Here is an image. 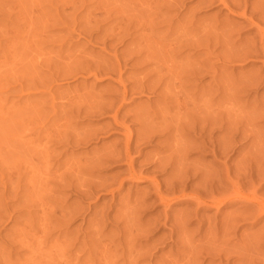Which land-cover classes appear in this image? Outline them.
Instances as JSON below:
<instances>
[{
	"label": "rangeland",
	"instance_id": "obj_1",
	"mask_svg": "<svg viewBox=\"0 0 264 264\" xmlns=\"http://www.w3.org/2000/svg\"><path fill=\"white\" fill-rule=\"evenodd\" d=\"M233 1L240 2L239 9ZM236 2L0 0V264H260L264 260V241L253 244L264 216L251 218L255 210L247 212L239 203L216 207L195 198L198 192L207 195L195 186L204 176L220 179L224 173L235 180L245 169V176L251 174L254 181L245 184L239 179L240 189H253L246 195L264 199V167H260L264 166L260 164L264 162V38L249 23L264 28L260 21L264 0ZM242 6L244 16L239 13ZM176 102L184 105L182 109ZM187 110L189 115L196 113L189 116ZM179 112L186 117L178 118ZM213 117L218 124L210 121ZM190 118L201 125L209 119L207 128L222 127L221 131L213 126V137L224 135L228 121L234 123L235 153L222 159L208 147L194 148L206 133L190 149L194 143L190 132L175 130V124ZM161 127L172 132L159 134ZM151 130L158 132L156 137L144 141ZM221 139L224 144L225 138ZM126 144H131L132 169L141 178L129 176L123 155ZM251 154L259 159L252 160ZM155 159L169 161L175 169L166 165L167 170L154 172ZM251 164L253 168L248 167ZM238 165L241 170H233ZM227 167L232 169L228 176ZM173 176L185 178L182 182L191 186L171 188ZM181 189L184 196L167 200V206L158 200V192L172 198ZM236 209L251 214L250 220L235 221L236 228L223 239L214 229ZM172 228L179 230L171 235ZM218 244L232 247L231 252ZM212 245L224 252L212 250Z\"/></svg>",
	"mask_w": 264,
	"mask_h": 264
},
{
	"label": "bare ground",
	"instance_id": "obj_2",
	"mask_svg": "<svg viewBox=\"0 0 264 264\" xmlns=\"http://www.w3.org/2000/svg\"><path fill=\"white\" fill-rule=\"evenodd\" d=\"M221 1H224V0H221ZM235 2H236V0H235ZM236 3H238L237 4V6L239 5V3L240 2H236ZM236 3H234V1H233V4H236ZM245 4V3H244ZM226 5H227V3H226ZM225 5V6H226ZM233 6H235V5H233ZM247 6V5H246ZM228 8H229V6H227ZM239 7H240V5L238 6V9H239ZM232 8V7H231ZM233 8H235V9H237L236 8V6L235 7H233ZM244 8V6H242V9ZM230 9V8H229ZM233 10V9H232ZM253 11V10H252ZM245 12H247L246 11V8H244L243 9V11L241 12H239V13H241V15H245L246 13ZM252 13L253 12H251V15H252ZM259 13V12H258ZM258 13H257V15H258ZM251 18V17H250ZM259 20V19H258ZM260 21H264V14H262L261 15V17H260ZM251 25H253L259 32V35H260V37H261V39L262 38H264V28H260L259 27V24L257 23V22H253V21H250L249 22ZM260 23V22H259ZM262 23V22H261ZM262 24H264V23H262ZM261 24V25H262ZM252 27V26H251ZM212 29V28H211ZM210 29V30H211ZM255 29V30H256ZM213 30V29H212ZM211 30V32H212V34H213V31ZM207 32H209L208 30H207ZM257 32V31H256ZM207 34V33H206ZM210 34V33H209ZM211 34V35H212ZM117 35V34H116ZM204 36H206V35H204ZM213 36V35H212ZM207 37H209L208 35H207ZM202 39V38H201ZM203 39H205L206 40V37L204 38L203 37ZM202 39V40H203ZM258 39H259V36H258ZM200 40V39H199ZM144 41V40H143ZM146 41V40H145ZM144 41V42H145ZM181 41V40H180ZM204 41V40H203ZM206 41H208V43L211 41H209V39L208 40H206ZM195 42H199V41H196L195 40ZM147 43H149V42H147ZM225 43H226V41H225ZM255 43V42H254ZM260 43H261V41H260ZM259 43V44H260ZM194 43H192V45H193ZM253 44V43H252ZM144 45V44H143ZM256 45V44H255ZM262 45V44H261ZM205 46H206V44H205ZM218 46V45H217ZM250 46H252V45H250ZM206 47H208V46H206ZM148 48V47H147ZM252 48L254 49V48H257V47H251V49L250 50H252ZM262 48H264V47H262ZM148 49H150V47L148 48ZM210 49V48H209ZM151 50V49H150ZM153 50H155V49H153ZM158 50H160V49H158ZM250 50H248L247 51V47H246V51L245 52H247V56L249 55L248 54V52L250 51ZM156 51V50H155ZM213 51V50H212ZM211 51V52H212ZM254 50H252V52H253ZM256 51V50H255ZM258 51V50H257ZM256 51V52H257ZM260 51V50H259ZM261 51H264V49H262ZM147 52V51H146ZM210 52V51H209ZM210 52V53H211ZM215 52V51H214ZM238 52V51H237ZM251 52V51H250ZM249 52V53H250ZM252 52H251V55L253 56V54H252ZM151 53V52H150ZM149 53V55H151ZM240 53H242V52H240ZM243 54V53H242ZM246 54V53H245ZM244 54V57L245 58H247V56ZM154 55V54H153ZM156 55V54H155ZM211 55V54H210ZM240 55V54H239ZM255 55V54H254ZM236 56H238V55H236ZM149 56L147 55V58H148ZM242 57V56H241ZM249 57H250V55H249ZM248 57V58H249ZM150 58H151V56H150ZM146 59V60H151L152 61V59ZM236 57H234V59H235ZM243 58V57H242ZM251 58V57H250ZM155 59V58H154ZM162 59V58H161ZM145 60V61H146ZM246 60V59H245ZM250 60V59H249ZM156 61L158 62V59L156 58ZM155 62V61H154ZM160 62V61H159ZM150 63V62H149ZM152 63H153V61H152ZM157 64V63H156ZM153 65V64H152ZM159 65V64H158ZM155 66H157V65H155ZM161 66V65H160ZM164 67V66H163ZM210 67V66H209ZM156 68H158V67H156ZM156 68H154L155 70H156ZM208 68V67H207ZM159 69V68H158ZM158 69H157V71H158ZM163 69V68H162ZM211 69V68H210ZM209 69V70H210ZM153 70V69H152ZM194 70H195V68H194ZM208 70V69H207ZM189 71V70H188ZM187 71V72H188ZM182 72L183 71H180V74L182 75ZM194 72V75L196 74L195 73V71H193ZM198 72V71H197ZM209 72V71H208ZM151 73H153V72H151ZM157 74H158V72H156ZM161 73V72H160ZM159 73V74H160ZM204 73V72H203ZM206 73V72H205ZM154 74H155V72H154ZM164 74V73H163ZM162 74V75H163ZM180 74H178V75H180ZM199 73H197V75H198ZM190 75V74H189ZM158 76V75H157ZM161 76V75H160ZM160 76H158L159 78H160ZM173 76H175V75H173ZM177 76V75H176ZM176 76H175V78H176ZM201 76V75H200ZM181 77H183V76H181ZM181 77L179 78V79H181ZM186 77V76H185ZM191 77V76H190ZM196 77V76H195ZM199 77V76H198ZM213 77H214V75H213ZM158 78V79H159ZM164 78V77H163ZM192 78V77H191ZM200 78V77H199ZM216 78V77H215ZM252 78H254V77H252ZM201 79V78H200ZM214 79V78H213ZM147 80V79H146ZM154 80V79H153ZM156 80V79H155ZM178 80V79H177ZM247 80V79H246ZM250 81L252 80L251 78L249 79ZM248 80V81H249ZM256 79L254 78V80H252L253 81V84L252 85H254L253 87H256L258 84V82H256L255 81ZM161 81V80H160ZM181 81V80H180ZM213 81H216V79L215 80H213ZM254 81L256 82V84L254 83ZM217 82L218 81H216V85H217ZM260 82H261V80H260ZM152 83V82H151ZM177 83H179V82H177ZM212 83H214V82H212ZM245 83H249V82H245ZM244 83V84H245ZM251 83V82H250ZM142 84V83H141ZM154 84V83H153ZM180 84V83H179ZM179 84L177 85V86H179ZM156 85H158V84H156ZM182 85V84H181ZM210 85V84H209ZM214 85V84H213ZM252 85L250 86H247V87H250V90H252L251 89V87H252ZM154 86H155V84H154ZM211 86V85H210ZM242 86L243 87H245L246 85H243L242 84ZM135 87H136V85H135ZM144 87V86H143ZM147 87V86H146ZM145 87V88H146ZM156 87V86H155ZM207 87H209V86H207ZM152 88V87H151ZM157 88V87H156ZM180 88H181V86H180ZM183 88H185L184 87V85H183V87H182V89ZM212 88V87H211ZM140 89V88H139ZM161 89V88H160ZM163 89V88H162ZM177 89V88H176ZM179 89V88H178ZM177 89V90H178ZM182 89H179V90H181V92L178 90V93L180 92V93H182V92H184V91H182ZM210 89V88H209ZM239 89V88H238ZM243 89V88H242ZM246 89V88H245ZM249 89V88H248ZM247 89V90H248ZM184 90H186V88L184 89ZM219 90V89H218ZM244 90V89H243ZM144 91V90H143ZM211 91V90H210ZM216 91V90H215ZM244 91H246V90H244ZM140 92V91H139ZM163 92V91H162ZM161 92V93H162ZM176 92V91H175ZM177 93V94H178ZM244 93V92H243ZM142 94V93H141ZM166 93L164 92V95H165ZM169 94V93H168ZM168 94H167V96L166 97H168ZM173 93H171V95H172ZM216 94V93H215ZM170 95V94H169ZM174 96V98H175V96H176V94H173ZM185 95V94H184ZM191 95V94H190ZM194 95L195 94H193L192 96H193V102H195V100H194ZM214 95V94H213ZM162 96V95H161ZM216 96V95H215ZM170 98H171V96H169ZM176 97H180V95L178 96H176ZM184 97L185 98H187V100H188V97H187V94L185 95V96H183V99H184ZM210 97V96H209ZM212 97H214V96H212ZM212 97H210V99L211 100H213L212 99ZM196 98V97H195ZM165 99V98H164ZM163 99V100H164ZM176 99V98H175ZM174 99V100H175ZM169 100V99H168ZM171 100V99H170ZM169 100V101H170ZM174 100H172V101H174ZM185 101H186V99H184ZM175 101H180V100H175ZM184 101V102H185ZM210 101V100H209ZM208 101V102H209ZM214 101V100H213ZM164 102H166V100L164 101ZM183 102V103H184ZM187 102V101H186ZM192 102V103H193ZM176 103H179V105H181L180 107H181V109H182V106H184V105H182V104H180V102H176ZM181 103H182V99H181ZM188 103V102H187ZM174 104V103H173ZM175 105V104H174ZM187 105V104H186ZM188 105H191V104H188ZM211 105V104H210ZM193 107H194V104L192 105ZM193 107H192V109H193ZM169 108V107H168ZM196 108V107H195ZM189 109H191V108H189ZM164 110H166V109H164ZM177 112L179 111L178 110V108H177V110H176ZM183 111V110H182ZM181 111V112H182ZM190 111V110H189ZM193 111V110H192ZM177 112H176V114H177ZM165 113V112H164ZM163 113V114H164ZM167 113V112H166ZM180 113V112H179ZM183 113V112H182ZM184 113L187 115H189V113L190 112H188V110L187 111H184ZM193 113V112H192ZM190 114L191 116L192 115H194V114ZM159 114V116L161 115L160 113H158ZM185 114H182V115H184L185 116ZM208 114V113H207ZM215 114V113H214ZM180 115V117H178V118H181V113L179 114ZM189 115V116H190ZM197 115V114H196ZM210 115V114H209ZM163 118H165L164 120H166V116L164 117L163 115H161ZM177 116V115H176ZM189 116H187V117H189ZM198 116V115H197ZM196 116V117H197ZM203 116H205V115H203ZM186 117V116H185ZM201 117H202V115H201ZM201 117H200V119H201ZM206 117V116H205ZM205 117H202V119L203 118H205ZM210 117H212V115L210 116ZM162 118V119H163ZM176 118V117H175ZM207 118V117H206ZM205 118V119H206ZM209 118V117H208ZM216 118V117H215ZM191 119V118H190ZM217 119H218V117H217ZM164 120H163V122H164ZM182 120L183 121H187L186 119H183V117H182ZM209 119H207V120H203V121H205V125H206V121H208ZM214 120V122H215V120L216 119H214V117H213V119L212 120H210L211 122ZM219 120V119H218ZM228 120V119H227ZM227 120H226V122H227ZM230 120V119H229ZM145 121V120H144ZM153 121V120H152ZM176 121H177V119H176ZM181 122V121H179L180 123H177V124H179L178 126H177V124H175V126H176V128H175V126H174V128H175V130L176 131H179V133L181 132V131H185V132H187V130L190 132V135H191V138L193 139V141H194V143L193 142H190V140H188L189 142H190V145H191V148L190 149H193L192 147L194 146V145H196L195 144V141H198L201 137H202V135L204 134V133H206V138H201L200 139V141H198V144H197V146H194V148H197V149H199V148H206V147H208L209 149H210V151L213 153V154H215V153H218L219 154V156L221 157L222 156V159H224L223 157H226V158H230V156L232 155V154H234L235 153V148H234V142H235V131L237 130H234V132H233V130H232V127H233V125H234V123H233V125H232V123L230 122V121H228L227 123H226V127H224L225 129H224V135L222 136H220V137H218V136H216V137H213V132H214V128L215 127H217V126H219V125H210V127L209 128H207V126H205L204 124L203 125H201V124H199L198 122H200V120L198 121L197 120V118H192L191 119V121H189L188 123H186V122ZM223 121V120H222ZM235 121V120H234ZM262 121V120H261ZM218 122V121H217ZM233 122V121H232ZM147 122L145 121V124H146ZM171 123H173V122H171ZM175 123V122H174ZM202 123V122H201ZM221 122L219 121V124H220ZM224 123V122H223ZM222 123V124H223ZM258 123V122H257ZM164 124H165V122H164ZM167 124V123H166ZM215 124H218V123H216L215 122ZM239 124V123H238ZM244 124V123H243ZM247 124V123H246ZM252 124V123H251ZM250 124V125H251ZM142 125V124H141ZM149 125V124H148ZM172 125H174V124H172ZM221 125V124H220ZM248 125H249V123H248ZM249 125V126H250ZM252 125H254V124H252ZM251 125V126H252ZM150 126V125H149ZM154 126V125H153ZM156 126V125H155ZM171 126V125H170ZM213 126H214V128H213ZM235 126H238V125H236L235 124ZM144 127H146V126H144ZM164 127V126H163ZM163 127H161V128H163ZM239 127V126H238ZM237 127V128H238ZM252 127H255V125L254 126H252ZM148 128V127H147ZM152 128V127H151ZM150 128V129H151ZM154 128V127H153ZM153 128H152V130H153ZM161 128H160V130H161ZM174 128H173V130H174ZM219 128H222V127H218L217 129L218 130H221V129H219ZM236 128V127H235ZM256 128V127H255ZM143 129V128H142ZM149 129V130H150ZM156 129V128H155ZM155 129H154V131H155ZM157 129H159V128H157ZM156 129V131H158ZM169 129V128H168ZM147 130V129H146ZM152 130H151V132H152ZM181 130V131H180ZM170 130H168L167 131V128H163V130L162 131H159V134L160 133H165L166 132V134L169 132ZM174 132V133H176V134H179V133H177V132ZM217 131V130H216ZM222 131V130H221ZM148 132V131H147ZM170 132H172V131H170ZM185 132L183 133V134H185ZM238 132V131H237ZM143 133V132H142ZM148 133H150V131L148 132ZM154 133H158V132H152V133H150L149 135H145L144 136V138L143 139H145L144 141H150L151 139H154ZM192 133V134H191ZM251 133V132H250ZM166 134H165V136H166ZM169 134V133H168ZM187 134V133H186ZM194 134V135H193ZM199 135L200 137H197L196 135ZM244 134V133H243ZM143 135V134H142ZM157 135V134H156ZM162 135V134H161ZM172 135H174V134H172ZM181 135V137H183L182 136V134H180ZM180 135H178L179 137H180ZM237 135V134H236ZM250 135V134H249ZM248 134H246V136H247V138H248V136H249ZM164 136V135H163ZM177 136V135H176ZM177 136V137H178ZM244 136V135H243ZM245 136V137H246ZM255 136V135H254ZM258 136V135H257ZM156 137V136H155ZM171 137V136H170ZM176 137V138H177ZM205 137V136H204ZM225 138V141H223L224 142V144H222L221 142L219 143V138H220V140H223V139H221V138ZM258 137H260V136H258ZM163 138V137H162ZM167 138H168V135H167ZM253 138H255V137H253ZM129 139V138H128ZM243 139V138H242ZM245 139V138H244ZM251 139H252V137H251ZM258 139V138H257ZM261 139V138H260ZM163 140V139H162ZM168 140V139H167ZM129 142V141H128ZM252 142V141H251ZM254 142V141H253ZM259 142V141H258ZM261 142H262V140H261ZM194 144L193 146H192V144ZM255 143V142H254ZM137 144V143H136ZM177 144H180V142L179 143H177ZM189 144V143H188ZM258 144H260V143H258ZM262 144H264V142H262ZM262 144H260L261 145V147H262ZM127 146H126V148H125V150H124V152H123V155H124V157H125V159H126V162H127V166H128V168H127V171H128V173H130V177H137V178H141L140 176H137L135 173H134V171H133V169H132V166H133V158H130V155H129V153H130V145L131 144H126ZM181 145L183 146V147H185L183 144H182V142H181ZM180 146V145H179ZM186 146H187V144H186ZM189 146V145H188ZM249 146V145H248ZM177 147V146H176ZM182 147V148H183ZM258 147V146H257ZM256 147V148H257ZM260 147V146H259ZM260 147V148H261ZM190 149H186L185 148V150H190ZM196 149V150H197ZM254 149V148H253ZM177 150H180V147H179V149L177 148ZM195 150V149H194ZM200 150V149H199ZM262 150V149H261ZM184 151V150H183ZM262 151H264V150H262ZM179 152V151H178ZM181 152H182V150H181ZM188 152V151H187ZM254 152V151H253ZM255 152H258L257 150L255 151ZM183 153V152H182ZM186 153V152H185ZM238 153V152H237ZM259 153V152H258ZM118 154V153H117ZM254 154V153H253ZM247 155H250V154H247ZM252 155V154H251ZM255 155H256V153H255ZM255 155L253 156H251L250 158L252 159L253 157H255ZM259 155V154H258ZM261 155V154H260ZM259 155V156H260ZM113 156H114V154H113ZM121 156V155H120ZM183 156H185V154H183ZM115 157H116V155H115ZM117 157H119L118 155H117ZM215 157H216V155H215ZM256 157H258L257 155H256ZM256 157L254 158V159H256ZM110 158H111V156H110ZM158 159H159V157H157ZM162 158V157H161ZM160 158V159H161ZM185 158V157H184ZM242 158V157H241ZM247 158H248V156H247ZM246 158V159H247ZM249 158V159H250ZM261 158H264V156H261ZM124 159V160H125ZM182 159H183V157H182ZM186 159V158H185ZM217 159H218V157H217ZM243 159H245L244 158V156H243ZM243 159H241L242 160V162L244 161ZM245 159V160H246ZM254 159H252V160H254ZM259 158H257L256 159V161L258 160ZM113 160V159H112ZM162 160V159H161ZM161 160H156L155 159V162H156V164H155V168H156V170L154 171V172H158V171H162L163 169H165V170H167L166 169V165H168V167L169 168H172L173 166H171V164L172 163H170L169 164V161L167 162V163H164V162H162ZM170 160V159H169ZM172 160H173V158H172ZM172 160H170V161H172ZM221 160V159H220ZM262 160V159H261ZM226 161V160H225ZM228 161V160H227ZM125 162V163H126ZM241 161H240V164H243ZM249 162H250V160H249ZM251 162H253V161H251ZM182 163V162H181ZM258 163H259V161H258ZM257 163V164H258ZM261 163H264V162H262V161H260V164ZM237 164V163H236ZM250 164V163H249ZM178 165V164H177ZM184 165V164H183ZM227 165V164H226ZM262 165V164H261ZM260 165V167L262 168V167H264V166H261ZM180 166H182V164L180 165ZM179 166V167H180ZM244 166H245V163H244ZM243 166V167H244ZM252 166V164L250 165V166H248L249 168H253V167H251ZM253 166H254V164H253ZM257 166V165H256ZM185 167V166H184ZM240 167H242L241 165L239 166H235L234 167V169L233 170H239V168ZM245 167H247V166H245ZM258 167H259V165H258ZM261 168H259L258 170H260ZM175 169V167L174 168H172V170H174ZM187 169V168H186ZM185 169V170H186ZM196 169V168H195ZM184 170V171H185ZM198 170V169H197ZM197 170H195V172L197 171ZM200 170V169H199ZM230 170H232L231 168H229V167H227V169H226V172H227V176H228V172H230ZM240 170H241V168H240ZM245 169H243V171H244ZM246 170H247V168H246ZM251 170V169H250ZM262 170H264V169H262ZM184 171H182V172H184ZM210 172H211V170H209ZM242 171V174H240V173H237L235 176H236V178L237 179H235V180H231V179H229L228 177H224V173H223V177L225 178V180H224V182L223 181H221L220 179H224L223 177L221 178L220 177V179L219 178H217L215 175L213 176V175H211L210 173H208V174H210L211 176L210 177H207V175H206V171H205V174L203 173V175H206V178H205V176H204V179L202 178V181H199L195 186L196 187H198V190L199 191H204L205 193H207V195H203V194H201L200 192H198V194L195 196V198L197 199V201H198V203H203V204H205V205H207V204H210V205H215L216 207H219V206H221V207H223V206H226V205H232L233 203H239V206L241 207V208H243V210L245 209V210H247V212H248V210L250 209H254L255 210V214H254V216L253 215H251V218H254L255 220H257L258 218H261L262 216H264V199H261V197L259 198V197H257L258 195H254V193L253 194H250L251 196H247V195H249V194H247L246 195V192H250L251 190H248V191H244L245 192V194H244V192L241 190L242 189V187H241V185H240V183H239V185H240V187H241V189H240V187H239V185H238V181H239V179L242 181L243 180V182L242 183H244L245 182V184H246V181H250L251 179L253 180V176L251 175H248V176H245V174L247 175V173H246V171H245V173ZM252 171V170H251ZM194 172V173H195ZM199 172H202V171H199ZM260 172H262V171H260ZM184 173H186V172H184ZM244 173V174H243ZM250 173V172H249ZM140 174V173H139ZM174 174H176V173H174ZM173 174V175H174ZM180 174V173H179ZM214 174V173H213ZM215 174H217V172L215 173ZM222 174V173H221ZM257 174V173H256ZM256 174H254V176H259L260 177V175H256ZM260 174V173H259ZM184 176H186L185 178H187V173L186 174H183ZM196 175V174H195ZM201 175V174H200ZM178 176V175H177ZM176 176V177H177ZM209 176V175H208ZM262 176H264V174H262ZM203 177V176H202ZM219 177V176H218ZM258 177V178H259ZM179 177H177V178H175V176H173L172 177V179H171V183L169 184L170 186H171V188L174 186V185H176V187H177V185H179V186H185L186 188L187 187H190L191 185L189 184L190 182H187V183H184V182H182L183 180L185 181V178L183 179V180H180V179H178ZM233 178H234V176H233ZM256 178V177H255ZM187 180V179H186ZM254 181V180H253ZM253 181H252V183H253ZM240 182V181H239ZM251 182V181H250ZM249 182V183H250ZM241 183V184H242ZM168 185V186H169ZM231 186V188L230 189H227V186ZM244 185V184H243ZM259 187V186H258ZM168 188V187H167ZM174 188V187H173ZM183 188V187H182ZM168 189H170V187L168 188ZM252 189V188H251ZM159 190V189H158ZM172 191V190H171ZM252 191H253V189H252ZM252 191H251V193H252ZM166 195H168V194H165V196L164 195H162L160 192H158V200H160V202L161 203H164L166 206H167V200H169V199H177V198H179V197H181V196H184V192L182 191V189H181V192H180V194L179 195H175V196H172V198L170 197V198H168V196L166 197ZM246 195V196H245ZM240 208V210L242 211V209ZM239 210V209H238ZM237 209H236V213H232L231 212V214L229 213L226 217H224L223 218V220L222 221H220V226L219 227H217V228H215L214 230H215V233L216 232H221V234H223L222 236H220L221 238H223V236H225L227 233V231H231L230 229H232L233 227H235L236 228V226L233 224V223H235V221H243V220H245V219H248V218H250V215H248V213H247V215L246 214H243V212L242 213H239V212H237L238 211ZM240 211V212H241ZM253 211V210H252ZM245 213V212H244ZM242 215H246V216H242ZM247 216H249L248 218H247ZM253 216V217H252ZM248 220H250V219H248ZM235 224H237V222L235 223ZM177 225H179V224H177ZM172 227H174V226H172ZM181 229V228H180ZM210 229V228H209ZM208 229V230H209ZM178 230H179V228H178ZM177 230V231H178ZM213 230V229H212ZM211 230V231H212ZM233 230V229H232ZM259 230V229H258ZM261 231H260V233H259V235H258V237H255V239H254V242H253V244H256L257 246H259L257 243H259L261 240L262 241H264V226H262L261 227V229H260ZM176 231V229L174 228H172V231H171V235L172 234H174L175 232H177ZM210 231V232H211ZM185 233V232H184ZM183 233V234H184ZM209 233V232H208ZM213 233H214V231H213ZM255 233H257V232H255ZM182 233H181V235H183ZM180 235V234H179ZM209 235V234H208ZM215 235V234H214ZM219 235V234H218ZM210 236V235H209ZM212 236H213V234H212ZM211 236V237H212ZM255 236V235H254ZM214 238H213V240L212 241H215V238H216V236H213ZM226 237V236H225ZM208 238V237H207ZM221 238H219V239H221ZM211 239V238H210ZM224 239V238H223ZM251 239V238H250ZM208 240V239H207ZM225 240H226V238H225ZM211 241V240H210ZM211 241V242H212ZM218 241H220V240H218ZM222 241V240H221ZM248 241H249V239H248ZM251 242V241H250ZM210 243V242H209ZM216 243V242H215ZM214 242H213V244H215ZM222 243H223V241H222ZM228 243V242H227ZM243 243V242H242ZM250 244V243H249ZM260 244V243H259ZM220 245H222V244H220ZM225 245V246H224ZM244 245H247V242L244 244ZM218 246H219V244H218ZM223 246L225 247V249H226V247L228 248V246H226V244H223ZM223 246H219L221 249H223ZM233 246V245H232ZM250 246V245H249ZM256 246V247H257ZM212 247H213V249L212 250H214V245H212ZM230 247V246H229ZM241 248L242 247H245V246H240ZM239 247V248H240ZM255 247V245H254V248H256ZM201 248V247H200ZM205 248V247H204ZM204 248H202V249H204ZM232 248V247H231ZM231 248L230 249H226V250H228V252H231L230 250H231ZM246 248V247H245ZM245 248H244V250L243 251H245ZM249 248V247H248ZM206 249V248H205ZM208 249V248H207ZM216 249H218V247H215V250ZM243 249V248H242ZM241 249V250H242ZM219 250L220 249H218V252H219ZM225 250V251H226ZM233 250V249H232ZM247 250H249V249H247ZM208 251H209V249H208ZM221 251V250H220ZM234 251V250H233ZM222 252H224V250H222L220 253L222 254ZM237 252V251H236ZM245 253H248V251L246 252L245 251ZM216 254H218V253H216ZM240 254V253H239ZM243 254V253H242ZM241 254V255H242ZM250 254V253H249ZM219 255V254H218ZM240 255V256H241ZM224 256V255H223ZM245 256V255H244ZM246 256H247V254H246ZM245 256V257H246ZM229 257V256H228ZM248 257V256H247ZM246 257V258H247ZM191 258H193V257H191ZM262 258V257H261ZM259 259V258H258ZM262 259H264V258H262ZM260 260V259H259ZM259 260H257L258 262H259ZM248 261V260H247ZM244 262V261H243ZM249 262V261H248ZM262 262H264V260H262ZM262 262H260V264L262 263ZM247 263V262H246ZM249 263H251V264H254V263H252V261L251 262H249ZM245 264V263H244ZM248 264V263H247ZM256 264H258V263H256Z\"/></svg>",
	"mask_w": 264,
	"mask_h": 264
}]
</instances>
